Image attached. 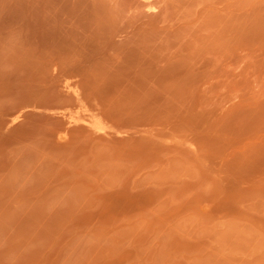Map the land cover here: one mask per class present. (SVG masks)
<instances>
[{"label": "rangeland", "instance_id": "1", "mask_svg": "<svg viewBox=\"0 0 264 264\" xmlns=\"http://www.w3.org/2000/svg\"><path fill=\"white\" fill-rule=\"evenodd\" d=\"M0 264H264V0H0Z\"/></svg>", "mask_w": 264, "mask_h": 264}]
</instances>
